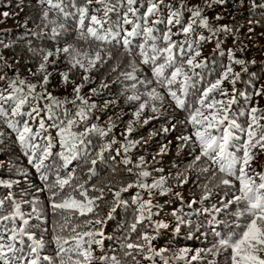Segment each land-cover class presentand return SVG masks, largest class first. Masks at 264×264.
Segmentation results:
<instances>
[{
	"label": "trees",
	"instance_id": "1",
	"mask_svg": "<svg viewBox=\"0 0 264 264\" xmlns=\"http://www.w3.org/2000/svg\"><path fill=\"white\" fill-rule=\"evenodd\" d=\"M54 3H61L65 10L70 14L65 16L58 9H50L47 0H0V91L8 88L9 82L15 79L26 81L28 84L36 85V92L41 93L44 98H30V103L26 104L22 111L27 113L32 107H39L41 110L40 117L31 121L33 129L39 127V119L42 118L46 125V131L42 132L32 142L41 147L47 146L48 141L45 136L51 137L52 148L50 155L45 160V168L41 171L48 176L45 181L41 178V172L29 163V156L35 157L31 149L20 145L16 140V133L9 129L3 120H0V180L17 181L11 188L0 185V199L13 194L16 202L20 203V210L24 214L14 221L0 222V235L3 236V242L7 243L11 231H5L15 227L19 230L24 220V225L28 232L31 233L35 240H43L44 247L40 249V257L48 256L51 261L40 260L39 264H60L63 258L67 261V255L57 256V248L54 243L55 235H63L66 238L71 235L67 230L61 232L60 225L64 223V218L69 215L66 211L53 210V202H59L69 193H72L76 186L83 184L88 191L89 196H99L100 193L95 188L103 187V198L97 201L98 207L95 214L87 216H74L73 224L81 225L80 231L89 230V228L100 230L103 229L104 240L102 246L92 245L94 256L92 264H111V260L101 261L100 256L108 258L116 257L120 264H164L160 256H153L151 260L145 259L147 253H139L132 250L131 256H125L127 249L121 247L124 237L128 234L129 225L134 222L136 209L138 205L133 202V198L140 195L141 201L149 199L147 190L133 186L126 192L121 193V200L124 202L117 206L116 212L113 213L112 219L107 220L103 225H85L86 220H95L96 218L104 219L113 207V193L120 187H126L128 184L135 185L137 174L141 169L149 173L144 178V182L151 184L161 176L166 178V187L171 191L161 195L159 191L154 190L151 197L153 201L152 221H163L169 227L160 229L156 239L152 242L154 249H166L163 253L170 261V264H229L228 253H221L215 257L206 256L203 260L191 261L190 257L196 249L209 248L214 242L212 229L224 233L228 227L232 226V213L236 211V206L231 205L229 209L220 213L212 211L213 206H221L222 198L231 199L235 189L225 188L219 185L218 174L215 180H211L210 175L201 174L197 169H189L194 155L199 154L198 146L193 152V145L188 143L182 147V142L177 137L191 135L193 128L187 124V118L191 111L196 107H201L198 103L203 89L214 82L230 63L229 51L234 59H242L246 63L241 66L232 63L234 72L240 73V78L231 83L229 79L222 82L221 89L212 94L216 100L227 101L235 96V103L229 110V117L235 119L238 124L246 128L249 122L247 115L250 107H257L259 114H264V94L255 95V90L264 86V8H251L249 0H226V3L213 4L208 7L206 0H164V6L160 18L164 20L154 26V35L157 37L156 46L166 47L163 40V33L168 31L170 26L166 23V17L169 9L180 10L182 20L186 24L190 17L189 9L198 6L203 10V15L208 18L209 25L212 29L221 28L227 25L232 29L228 32H214L200 24L194 25L195 38L203 36L205 39L200 42L199 51L201 52L199 60L204 61L201 68L195 69L199 75L194 76V84L188 92L182 96L185 101V107H177L175 102L167 96L165 89L160 88L155 82L152 75L151 63H142L143 57L139 54L140 45L146 43L143 34L131 38V46L125 49L123 46V29H131L132 25H123V11H126V4L123 0H106L109 9L107 22L104 23L101 34L111 30L119 32L120 35L115 38H109L107 41L99 42L94 39H82L81 31L86 32V26L90 22L91 15L95 14L104 19V5L93 3L90 6L88 18L85 20V27L81 29L76 15V7L84 3V0H53ZM211 0H208L210 3ZM258 4H264V0H256ZM140 9V15L147 9V0H137L135 5ZM99 11H96V10ZM45 10H49L48 18H43ZM3 12H8L9 16L4 17ZM219 16L221 19H216ZM152 19H157L153 16ZM150 23V22H149ZM121 25L117 27V25ZM63 25V28L60 27ZM56 28L59 35H54L52 29ZM172 40L182 41L185 39L184 34L180 31L179 26H171ZM191 38V37H190ZM219 43V47L217 44ZM71 45L80 52H88L89 56L96 51L103 49V62L98 63L96 67L90 69L87 73L80 67L72 68L69 60L70 56L65 53H56L57 48H64ZM149 44L148 51L150 52ZM47 52H52L47 62L43 61V56ZM108 53L111 55L109 56ZM186 58V57H185ZM135 62V75L146 81H152L151 85L145 86L138 84L136 94H142L150 88H157L164 94L165 99L162 102H156L159 112L153 113L151 108L142 113L141 121L148 117L147 124H137L135 132L130 135L131 140L141 141L136 147L132 148L127 155L132 163L125 165L122 161L124 154L121 152L117 155V149L120 144L125 142L123 133L128 122L133 119L132 113L139 106L137 102H129L128 95L131 91L125 92V86L133 83L127 81L122 76V72L132 70L131 64ZM163 63V60L159 61ZM41 63H45V70L38 72L37 69ZM87 62L85 61V64ZM117 68L116 71H112ZM242 68L244 69L242 71ZM68 73V82H65L61 73ZM166 74H170L166 70ZM48 76L46 85H42L44 76ZM88 75L90 80L85 82L83 77ZM107 83V88H101V83ZM83 84L80 94L94 102L97 107L92 110L89 119L79 121L77 112L79 111V102L75 101L73 89L76 85ZM92 89H97V94L92 93ZM235 89V91H233ZM27 92V89L25 88ZM221 92L226 95H221ZM47 93H51L60 101L59 104L53 103L47 98ZM246 93L247 95H239ZM146 99V97H143ZM109 103L105 107V102ZM211 102V100H209ZM10 112V104L5 105ZM51 110L52 118H49ZM203 110V109H202ZM98 117V119H97ZM28 120V115H24ZM19 120V117H16ZM67 120H75L72 131L83 132L85 128L96 124L107 130L112 125L111 132L107 136L98 133H92L86 138V143L81 147V155L73 160L67 168L62 167L63 161L60 153L63 151L61 137L57 134L59 126H66ZM264 123V121H261ZM56 127H53V125ZM173 125L175 128L173 129ZM226 126V125H225ZM169 128L171 131L164 133L162 128ZM158 133L149 139L151 133ZM241 140L245 139L243 133L236 132ZM113 137L119 142L113 144L104 153L103 161H98L95 166L91 160L96 158V154L105 144L111 143ZM146 142V143H145ZM170 142V143H169ZM235 143V142H234ZM167 145L168 150L164 154L157 155L162 145ZM242 156L239 146L230 149ZM37 151H40L38 148ZM144 157V164L141 168L135 167L140 157ZM204 161L198 167L204 166ZM94 167V174H89V168ZM132 172L129 173L128 169ZM252 168L256 172H264V152L256 150V157L252 162ZM73 175V181L65 189H53L58 193L52 197L49 186L54 184L57 174L61 177ZM183 173L187 176L186 183H180L177 174ZM210 183L212 195L205 201L201 202L200 198L204 193L202 185ZM238 187V183H237ZM111 188V191H109ZM40 189V191H37ZM179 193V195H177ZM227 194V195H226ZM79 198L78 191L76 192ZM195 201V203H192ZM36 211H33V209ZM12 209V201L5 200L0 215H6ZM208 209V211H205ZM175 212L182 215L186 223L181 227V231H175L176 219L173 215ZM220 223L210 224L213 218ZM151 221H144L138 225V230L129 237L130 242H140L139 237L142 233L148 232L155 234ZM23 241V243H21ZM15 247L23 252V260L34 258L30 252V246L33 240L26 235H18L13 241ZM180 248L189 249V256L183 260H176L173 257ZM71 255V254H69ZM135 256V261L132 259Z\"/></svg>",
	"mask_w": 264,
	"mask_h": 264
},
{
	"label": "snow or ice",
	"instance_id": "2",
	"mask_svg": "<svg viewBox=\"0 0 264 264\" xmlns=\"http://www.w3.org/2000/svg\"><path fill=\"white\" fill-rule=\"evenodd\" d=\"M104 5V19L99 18L93 14L90 17V22L86 26V32L81 31L82 39H94L99 42L107 41L109 38H115L120 35L119 32H113L108 30L101 34L104 23L107 22L109 9L106 0H84V3L77 6L76 4L71 5L76 7V15L79 17V25L81 29L85 27V20L88 18L90 6L93 3ZM244 0H241L243 4ZM50 9H58L65 16L70 13L65 10V7L61 3H54L53 0H47ZM126 4V11H123L122 24L132 25L131 29H123V46L125 49L130 48L131 38L137 37L143 34L146 43L141 44L140 55L143 57L142 63L153 65L152 75L155 82L160 88H163L167 92V96L171 98L177 107H185V101L182 99L190 87L194 84V76L199 75L195 72V69L201 68L204 65L203 60L198 58L201 55L199 51L200 42L205 38L200 36L195 38L194 25L200 24L205 28H209L214 32H228L232 31L227 25L221 28L212 29L209 25L208 18L203 15V10L198 6H193L189 9L190 17L188 22L185 24L182 20V13L180 10L169 9L166 23L168 31L164 32L163 40L166 42V47L160 48L156 46L157 37L154 35V26L163 23L164 20L160 18L161 11L164 6V0H147V9L140 15V9L135 5L137 0H123ZM226 0H211L206 4L208 7H212L213 4H225ZM251 8H264V4H258L256 0H249ZM183 5V0H181ZM186 7V5H183ZM96 11H99L98 9ZM49 10H45L43 18L47 19ZM4 17H8V12H3ZM153 16H157V19H152ZM216 19H221L217 16ZM150 22V23H149ZM121 25H117L120 27ZM171 26H179L180 31L184 34L185 39L182 41L172 40ZM63 28V25H60ZM54 35H59L56 28L52 29ZM191 37V38H190ZM149 44L150 52L148 51ZM219 47V43L217 44ZM102 51L98 50L94 55L89 56L88 52H80L73 48L71 45H67L64 48H57L56 53H65L70 56L69 63L72 68L80 67L87 73L90 69L97 66L98 63L103 62ZM53 55L52 52H47L43 56V61L47 62L49 57ZM110 56L111 54L108 53ZM186 57V58H185ZM163 60V63L159 61ZM230 63L225 67L224 71L219 77L209 84L208 87L203 89L198 103L201 107H196L190 112L187 118V124L191 125L193 131L191 135H183L177 137L182 142V147L191 143L193 145V152H195L197 146L199 154L194 155L191 163L188 165L189 169H197L201 174H208L211 180H215L218 174H221L219 178V186L225 188L235 189L231 199L222 198L221 206L212 208L215 213H220L224 210L229 209V206L235 205L236 211L232 213V217L235 219L232 221V226L228 227L224 233L218 232L215 228L212 229L215 242L206 249L198 248L195 253L191 255V261L203 260L206 256L215 257L221 253H228L229 264H264V172H256L252 168V162L256 157V150L264 152V114H259L261 110L257 107H250L247 115L249 116V122L247 127L244 128L236 122L235 119L229 117V110L235 103V96L228 99L226 102L216 100L212 94L221 89L222 82L229 79L231 76V83H235L240 78V73L234 72L232 63L245 65V61L242 59H234L231 51H229ZM85 61L87 62L85 64ZM132 70L128 72H122L121 76L127 81H133V83L125 86V92L131 91L133 94L127 96L129 102H137L138 107L132 113L133 119L128 122V125L123 133L125 142L120 144V148L117 149V155L121 152L124 154L123 163L125 165L132 163L130 157L127 155L132 148L136 147L141 141L131 140L130 135L135 132L137 124H147L150 119L154 117H148L141 121L142 113L146 109L151 108L153 113L159 112V108L156 106V102H162L165 99L163 93L158 91L157 88H150L142 94H136L137 85H151L152 81H146L139 79L135 73L137 71L135 62L131 64ZM45 70V63H41L38 72ZM117 68H113L112 71H116ZM166 70L170 74H166ZM244 69L242 68V71ZM61 76L65 82H68V73H61ZM4 79V77H0ZM85 82L90 80L88 75L83 77ZM48 82V76L45 75L41 86L46 85ZM83 84H78L73 89L75 95V101L79 102V111L77 116L79 121H86L89 119V115L93 109L97 107L94 102H90L89 99L83 97L80 92ZM36 85L28 84L24 80L15 79L9 82L8 88L4 91H0V120L6 124V126L16 133L17 142L32 150L35 157L29 156V163L32 164L38 172H41V178L45 181L48 180V176L45 175L41 170L45 168V160L50 155V149L52 148L51 137L45 136L44 139L48 141L47 146L41 147L38 144L33 143L42 132L46 131V125L42 118L39 119V127L33 129L31 121H35L40 117L41 110L39 107H32L27 113H24L22 109L28 103L30 98H44L41 93L36 92ZM101 88H107L108 84L102 82ZM27 89V92L25 91ZM93 94H97V89L91 90ZM235 91V89H233ZM255 95L264 94V86L260 89L255 90ZM47 98L52 100L53 103L59 104L60 101L55 97L51 96V93H47ZM221 95L226 93L221 92ZM239 95H247L246 93H239ZM143 97H146L144 99ZM211 100V102H209ZM109 102H105V107ZM10 104V112L6 109L5 105ZM203 109V110H202ZM50 116L52 118L51 110L49 109ZM24 115H28L29 119L25 120ZM16 117L20 119L17 120ZM98 119V117H97ZM76 123L75 120H67L66 126H59L58 135L61 137V144L63 151L60 153L63 161L62 167L67 168L68 165L78 156L81 155L82 149L80 146L84 145L87 141L86 138L92 133H98L102 136H107L111 132L112 125L110 124L107 130L100 126L93 124L91 127H87L83 132L72 131L73 125ZM226 125V126H225ZM53 127H56L54 124ZM175 125H173V129ZM162 132L167 133L171 129L165 127L161 129ZM239 131L246 137L241 140V137L236 134ZM158 133L153 132L150 134L149 139ZM2 135V133H0ZM235 142V143H234ZM119 143L115 137H113L111 143L105 144L101 147L100 151L96 154V158L91 160V164L95 166L98 161H103L104 153L111 148L113 144ZM146 143V142H145ZM170 143V142H169ZM243 153L242 156L237 155L236 152L230 150L237 148ZM40 151H37V149ZM168 146L162 145L159 149L160 154L166 153ZM204 161L203 167H198L201 162ZM144 164V157H140L135 167L141 168ZM90 178L94 174V167L89 168ZM128 172L131 173L132 169L129 168ZM149 173L141 169L137 174V181L135 185L128 184L126 187H120L119 190L113 193V207L104 219L96 218L95 220H86L85 225H103L107 220L112 219L113 213L116 212L117 206L124 203L121 200V193L126 192L128 188L133 186L139 187L140 189L147 190L149 199L141 201V197L137 194L133 198V202L138 205L134 222L129 225L128 234L124 237L121 247L127 249L124 252L125 256H131L132 250H136L139 253H147L145 259L151 260L153 256H160L164 260V264H170L167 257L163 255L166 249L156 250L153 247L152 242L156 239V235L159 234L160 229H167L169 225L163 221H152L153 217V201L151 199L153 191H159L161 195L171 191L170 188L166 187V178L161 176L159 179L154 180L151 184L145 183L144 178L148 177ZM177 177H183L180 179V183L187 182V176L183 173H178ZM202 185L204 190L201 196V202L207 200L212 195L210 183ZM73 181V175L71 173L68 176L61 177L57 174V179L54 184L49 186V190L52 193V197L58 195L53 189H65ZM13 183L17 181L0 180V185L7 188H11ZM238 183V187H237ZM95 191L100 193L99 196H89L88 191L85 189L83 184L76 186V189L69 193L64 199L59 202H53V210H61L69 213L64 218V223L60 225L61 232L67 230L71 233L67 238L63 235H55L54 243L57 248V256L67 255V261L63 258L60 260V264H92L93 260L96 259L92 249V245L102 246L104 240L103 229L95 230L89 228V230L80 231L81 225L73 224L71 221L74 216H87L89 214H95L96 208L98 207L97 201L103 198L104 188H95ZM40 191V189H37ZM78 191L79 198H77L76 192ZM111 191V188H109ZM179 195V193H177ZM227 195V194H226ZM5 200L12 201V209L6 215H0V222L14 221L16 218L22 217L24 214L20 210V203L16 202L11 192L4 199H0V208L3 207ZM195 203V201H192ZM33 211H36L34 208ZM208 211V209H205ZM176 219L175 231L179 233L181 227L186 223L190 224V221H186L182 215H178L173 212ZM144 221H151V227L155 234H149L144 232L140 235V242H130L129 237L132 233L138 230V225ZM220 223L213 218L209 222ZM27 224V220H24L23 224L20 225L19 230L15 227L7 229L5 231H11V235L8 236L7 243L3 242V236L0 235V264H39L40 260L51 261L48 256L40 257L39 251L44 247L43 240H35L31 233L28 232L24 225ZM18 235H26L29 239L33 240V244L30 246V252L34 258L23 260V252L17 249L12 243L17 239ZM23 243V241H21ZM71 254V255H69ZM189 256V249L180 248L173 257L176 260H183ZM101 261L111 260V264H120V261L116 257L108 258L106 256H100ZM135 261V256H132ZM136 264H139L136 261ZM211 264V261H209Z\"/></svg>",
	"mask_w": 264,
	"mask_h": 264
}]
</instances>
